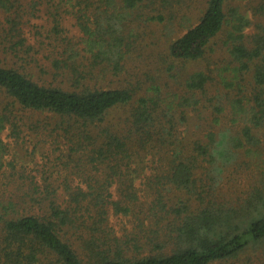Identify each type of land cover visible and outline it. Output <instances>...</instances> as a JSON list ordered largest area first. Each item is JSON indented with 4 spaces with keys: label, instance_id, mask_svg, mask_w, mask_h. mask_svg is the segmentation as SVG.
I'll return each instance as SVG.
<instances>
[{
    "label": "trees",
    "instance_id": "trees-1",
    "mask_svg": "<svg viewBox=\"0 0 264 264\" xmlns=\"http://www.w3.org/2000/svg\"><path fill=\"white\" fill-rule=\"evenodd\" d=\"M65 1L79 36L73 41L56 35L50 64L55 77L71 78L69 87L39 83L15 65H0V264H264V172L255 166L258 182L230 202L217 190L237 152L245 153L246 166L264 154V24L244 34L248 20L228 0H206L197 23L170 42V57L194 61L226 31L223 45L232 65L220 76L227 96L233 95L227 102L238 128H212L219 125L215 116L201 137L184 143L175 133L185 123L184 111L176 120L177 110L155 97H139L123 123L105 120L129 104L133 92L104 87L96 72L117 71L125 44L121 25L144 0ZM15 2L0 0L4 46L9 53H27L31 47L20 35ZM255 9L264 18V0ZM208 80L198 71L185 86L202 91ZM24 132L52 137L59 154L43 162L44 169L28 167L22 155L19 162V150L2 137L16 139L17 147ZM62 138L68 143L64 152L58 147ZM157 156L164 174L154 185L165 186L169 195L150 186L152 198L143 201L134 180ZM71 162L76 185L49 180L59 173L51 168L66 169ZM111 216L126 218L120 229L109 223Z\"/></svg>",
    "mask_w": 264,
    "mask_h": 264
},
{
    "label": "rangeland",
    "instance_id": "rangeland-1",
    "mask_svg": "<svg viewBox=\"0 0 264 264\" xmlns=\"http://www.w3.org/2000/svg\"><path fill=\"white\" fill-rule=\"evenodd\" d=\"M258 1L228 0L229 6L236 8L248 20L244 34L251 35L256 31V24H264L263 16L258 15L255 9ZM14 4L13 8H18V15H14V17H17L20 35L24 40V45H29L31 48L27 53L19 52L18 54L5 50L2 30L6 27V23L4 22V13L0 9V65H15L30 74L31 78L39 83L69 87L72 82L71 78L67 81L61 76L55 77L50 64L51 59L55 56L56 35L61 33V37L64 35L65 39L73 41H77L79 36L75 16L69 11L70 8L66 1L17 0ZM205 7L206 0H144L138 9L135 8L131 12L121 25L125 44L121 47L123 54L119 68L117 71L110 69L106 72L98 70L96 72L98 80L100 79L104 87H128L133 92L129 104L116 107L105 117L107 123H123L130 108L136 104V100L144 96L155 97L159 103L169 104L176 109L177 113L174 112L176 120L179 117L178 111H184L185 123L179 121L178 123L181 124L177 125L175 132L178 139H183L184 143L190 142L195 137H201L206 130L211 128L210 125L215 116H219V125L212 128H238L231 124V109L227 102L228 98L233 95L227 96L226 93L229 90L223 87L221 80L222 75H227L230 69L225 68L232 66L226 47L223 45L226 31L218 34L207 45L203 57L198 60H177L170 57L168 53L170 42L197 23ZM225 30L229 29L226 27ZM57 48V50L61 49L59 46ZM198 71L208 75L209 80L202 91L188 90L185 86L186 80L191 74ZM220 74L222 75L220 76ZM249 75L248 73L245 77L248 78ZM87 82L85 80V83ZM242 84L246 89L245 94H248L251 84L246 80L242 81ZM246 99H243V102ZM216 106L223 107V110L217 113L214 110ZM28 133L22 134L20 139L24 142L23 144L19 143L20 145L17 147L12 143L16 139L5 137V134H2V137L8 142L10 148L19 150V162V157L22 155L23 161L27 163L28 167L34 170L44 169L46 165L41 164L50 158L54 159L59 154L57 148L51 141L52 137L39 132ZM36 144L38 146L34 148L33 146L36 147ZM67 144V141L62 138L58 147L64 152ZM32 149H35L33 156L30 155ZM236 155L237 158L233 163L224 167L221 179L218 181V193H222L228 202L237 197H243L250 184L253 181L258 182L259 176L257 175L258 171L254 170L255 166L264 172L263 153L255 158L257 162H254V165L249 164L248 166L244 164L249 160L243 151L237 152ZM157 158L159 156L155 157V162H152L151 159L147 160L144 169L134 180V185L143 201L146 198H152L151 194L154 191L150 190V186H155L154 184L159 181V175L164 174V171H161V164V167L157 166L159 165ZM51 165L47 164L48 167ZM53 170H59V173H54L49 179L55 184L64 181L77 184L78 170L72 166V162L66 169L61 164H57L50 169V171ZM34 173L36 174L35 171ZM199 173L201 174V172ZM199 173L198 177H200ZM155 174L158 177H155ZM35 179L40 181L38 175ZM155 187L161 189L160 191L165 197L169 195L164 190L165 186L164 188L159 185ZM10 189L11 186H8L5 193ZM110 190L113 198H116L115 189L111 188ZM122 220L125 221L126 218L111 216L109 223L118 230L122 225Z\"/></svg>",
    "mask_w": 264,
    "mask_h": 264
}]
</instances>
